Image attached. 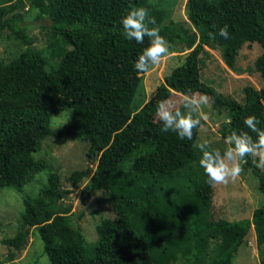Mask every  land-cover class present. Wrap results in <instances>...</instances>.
Here are the masks:
<instances>
[{
  "label": "trees",
  "instance_id": "trees-1",
  "mask_svg": "<svg viewBox=\"0 0 264 264\" xmlns=\"http://www.w3.org/2000/svg\"><path fill=\"white\" fill-rule=\"evenodd\" d=\"M9 2L0 6V36L7 31L23 48L0 61V189L20 192L47 168L43 159L34 158L45 137L80 141L87 145L85 157L95 162L89 188L103 193L113 218L95 225L96 241L86 249L69 226V208L58 204L68 191L57 174L49 173L36 196L22 199L17 231L0 244L20 251L32 228L48 264H166L181 242L202 245L205 237V242L218 241L206 264H230L252 226L259 264H264V205L249 219H213V186L203 169L181 166L193 154L197 129L192 140H181L153 127L158 101L191 90L208 95L210 108L225 113L220 138L244 131L255 140L244 124L252 115L264 130V88L243 87L237 102L201 81L199 63L204 48L219 50L232 70L239 49L256 43L261 53L253 69L264 81V0H186L190 29L180 22L164 24L162 11L148 0H29L36 18L48 21L49 38L59 40L55 51L31 45L28 24ZM135 8H145L155 18L170 45L194 44L139 108L132 105L140 83L134 65L149 42L125 39L121 25ZM224 25L228 39L218 35ZM67 108L73 117L60 130H50V117ZM243 166L264 194V174L251 158ZM84 175L73 172L67 181L76 184Z\"/></svg>",
  "mask_w": 264,
  "mask_h": 264
},
{
  "label": "rangeland",
  "instance_id": "rangeland-1",
  "mask_svg": "<svg viewBox=\"0 0 264 264\" xmlns=\"http://www.w3.org/2000/svg\"><path fill=\"white\" fill-rule=\"evenodd\" d=\"M148 2L162 11L164 24L169 21L180 22L183 27L190 29L185 15L186 0H148ZM8 4L13 6V13L20 15L28 24L31 45L36 49L47 48L55 51L59 40L49 38L48 21L36 18L37 12L30 8L29 0H10ZM1 5H5V0H0ZM170 46L173 53L170 58L150 72L139 75L140 83L132 100L134 108H139L151 98L162 79L183 61L192 47L177 44ZM22 48L16 38L4 31L0 36V61H9ZM204 51L199 62L200 79L203 83L213 86L222 95L240 102L243 87L251 86L255 90L264 88V81L253 69V63L261 53L256 43L243 45L239 49L232 70L223 64L219 50L204 48ZM170 97L180 99L173 94L168 98ZM204 111L209 119L202 121L203 126L197 129L193 154L181 164L183 169L195 170L199 167L198 162L202 154L195 147L196 143L207 140L213 148L221 151L226 147L225 139L220 138L219 135L221 127L226 122L225 113L222 110L214 111L210 106ZM72 117L73 112L69 108L53 114L49 119L50 130H60ZM153 127L163 134L171 132L162 131L163 124L156 115L153 118ZM86 149L87 145L83 142L58 140L53 136L45 137L41 141L34 158L43 159L47 168L36 174L20 192L11 188L0 189V240L12 237L17 231L19 216L23 212L22 199L36 196L45 186L47 175L55 173L60 179L61 187L68 191L67 196L58 204L69 208L66 216L69 226L80 235L86 249L94 245L95 225L103 219H112L113 214L103 200V193L89 188V178L95 168V162H90L85 157ZM243 169L241 176L235 182L212 187L210 211L213 219L227 221L249 219L254 209L264 205V194L257 189L256 177L244 166ZM76 171H84L85 175L78 183L72 184L67 178ZM260 171L264 174V169ZM201 242L203 246L194 245L189 241L181 242L177 250L169 252L166 264L208 263L215 256L214 250L218 241L208 239L205 242L204 237ZM259 249L251 226L235 250L230 264H259ZM0 264H48L36 231L32 228L28 229L26 244L20 251H14L0 244Z\"/></svg>",
  "mask_w": 264,
  "mask_h": 264
},
{
  "label": "clouds",
  "instance_id": "clouds-1",
  "mask_svg": "<svg viewBox=\"0 0 264 264\" xmlns=\"http://www.w3.org/2000/svg\"><path fill=\"white\" fill-rule=\"evenodd\" d=\"M121 25L125 39L134 40L138 44H144L145 38L148 39V46L138 56L134 65L138 75L150 72L173 55L170 44L160 35L155 18L150 17L145 8L129 11L122 18ZM218 35L228 39V26L219 28ZM173 95L180 99L170 97L158 101L156 117L163 124L162 131H171L181 140H192L194 130L203 126L202 121L209 119L204 109L210 106L211 98L191 90L174 91ZM259 123L256 116L247 117L244 124L256 134V139L254 140L248 132L232 131L224 140L226 147L223 151L213 148L207 140L196 143L195 147L202 154L198 162L199 167L203 169L210 186L235 182L244 171L243 165L248 158L252 159L256 168L264 169V130L257 127Z\"/></svg>",
  "mask_w": 264,
  "mask_h": 264
}]
</instances>
